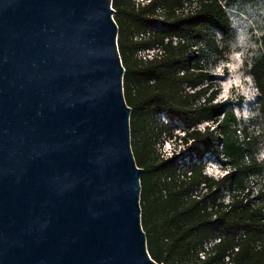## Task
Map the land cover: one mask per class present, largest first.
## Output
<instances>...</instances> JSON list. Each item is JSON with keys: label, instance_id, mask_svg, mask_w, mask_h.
<instances>
[{"label": "water", "instance_id": "1", "mask_svg": "<svg viewBox=\"0 0 264 264\" xmlns=\"http://www.w3.org/2000/svg\"><path fill=\"white\" fill-rule=\"evenodd\" d=\"M112 0H0V264H157Z\"/></svg>", "mask_w": 264, "mask_h": 264}, {"label": "trees", "instance_id": "2", "mask_svg": "<svg viewBox=\"0 0 264 264\" xmlns=\"http://www.w3.org/2000/svg\"><path fill=\"white\" fill-rule=\"evenodd\" d=\"M235 1L112 0L130 131L139 135L133 155L143 170L141 225L157 264H264V188L253 190L246 181L262 167L244 150L247 128L239 141L232 109L214 103L219 91L205 66L210 56L223 55L215 35L224 43L233 36L226 8ZM260 47L248 68L263 126L253 141L264 137V36ZM145 51L154 55L142 58ZM204 123L214 129L197 130ZM179 129L182 135H175ZM162 137L187 154H158ZM207 154L230 166L221 179L205 174Z\"/></svg>", "mask_w": 264, "mask_h": 264}, {"label": "rangeland", "instance_id": "3", "mask_svg": "<svg viewBox=\"0 0 264 264\" xmlns=\"http://www.w3.org/2000/svg\"><path fill=\"white\" fill-rule=\"evenodd\" d=\"M144 1L133 0L135 4ZM226 13L234 32L233 36L224 43L219 34L215 35L216 43L222 49L223 55L219 59L210 56L209 62L205 63V66L211 76L213 89L217 88L219 91L214 103L230 107L236 120L240 123V127L236 132L239 141L242 142L243 139L239 134L241 128H247L246 132L249 136L248 139L243 141V144L248 140H250V144L246 145L245 143L244 150L253 155L256 162L262 167V173L259 176H250L246 181L252 183L251 188L253 190H258L261 187L264 188V137L258 141H253V138L260 134L263 126L258 118L257 91L252 78L248 75V68L261 54L260 40L264 36V1L243 3L241 0H237L230 3L226 8ZM139 55L142 58L149 59L154 55V52L145 51L139 53ZM161 122H167L164 116L161 117ZM207 127L210 131L214 129L213 124L204 123L198 126L197 130L203 132ZM174 134L182 135V131L180 132L179 129ZM138 136L131 133L133 152L134 143ZM162 142V145L154 147L161 156L168 157L173 152H177L181 156L187 154L179 147L178 142H171L167 138ZM203 163L205 164V174L214 180L221 179L226 175L230 167L223 159L216 158L214 154L205 155ZM223 194L224 201L227 202L228 194L226 192ZM177 264L189 263L182 261V263L178 262Z\"/></svg>", "mask_w": 264, "mask_h": 264}]
</instances>
